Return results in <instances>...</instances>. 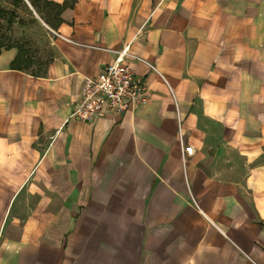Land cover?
Returning <instances> with one entry per match:
<instances>
[{"label": "crops", "instance_id": "1", "mask_svg": "<svg viewBox=\"0 0 264 264\" xmlns=\"http://www.w3.org/2000/svg\"><path fill=\"white\" fill-rule=\"evenodd\" d=\"M49 1L0 43V264H264V0ZM125 46L147 102L72 117Z\"/></svg>", "mask_w": 264, "mask_h": 264}, {"label": "built area", "instance_id": "2", "mask_svg": "<svg viewBox=\"0 0 264 264\" xmlns=\"http://www.w3.org/2000/svg\"><path fill=\"white\" fill-rule=\"evenodd\" d=\"M124 56L143 61L157 70L139 55L130 53L129 47L125 46L119 51L117 59L105 65L97 75L86 80L79 101L72 107V117L90 121L97 116L123 112L134 105L147 102V85L142 77L137 76L132 68L122 61ZM193 151V146L185 145L181 140L183 160Z\"/></svg>", "mask_w": 264, "mask_h": 264}, {"label": "rangeland", "instance_id": "3", "mask_svg": "<svg viewBox=\"0 0 264 264\" xmlns=\"http://www.w3.org/2000/svg\"><path fill=\"white\" fill-rule=\"evenodd\" d=\"M0 4L8 10L7 13L3 15L4 17L0 19L1 43L4 45L13 42L22 43L23 45L26 44L27 47L32 52L37 53V56L39 57L41 50L45 49L41 44V30H44L45 28L42 24H37L40 20L36 18L33 9H31L28 4L20 5L17 8H14L11 4L5 1H0ZM11 10H15L16 15L18 19H21V22H8V19L10 18L9 11Z\"/></svg>", "mask_w": 264, "mask_h": 264}, {"label": "trees", "instance_id": "4", "mask_svg": "<svg viewBox=\"0 0 264 264\" xmlns=\"http://www.w3.org/2000/svg\"><path fill=\"white\" fill-rule=\"evenodd\" d=\"M0 1H5L9 4H11L14 8H17L19 7L20 5H27V2L26 0H0ZM30 3L32 4V6L37 10L38 14L42 17L41 15V11L39 9V2L40 0H29ZM45 4L46 5H54V3L52 1H49V0H44ZM7 8L3 7L1 4H0V19L3 18L6 13H7ZM9 14H10V18L8 19V22H15L16 19H18L17 15H16V12L15 10H11L9 11ZM21 19H18L19 22ZM1 43V42H0ZM2 44H0V48H1ZM22 51H20V55H21ZM18 59H19V55H18Z\"/></svg>", "mask_w": 264, "mask_h": 264}]
</instances>
